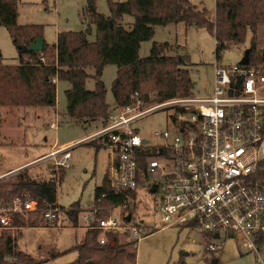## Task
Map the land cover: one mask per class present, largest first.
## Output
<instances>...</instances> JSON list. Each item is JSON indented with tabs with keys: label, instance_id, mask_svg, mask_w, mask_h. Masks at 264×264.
I'll return each instance as SVG.
<instances>
[{
	"label": "built area",
	"instance_id": "built-area-1",
	"mask_svg": "<svg viewBox=\"0 0 264 264\" xmlns=\"http://www.w3.org/2000/svg\"><path fill=\"white\" fill-rule=\"evenodd\" d=\"M152 98L134 93L131 105L112 113L104 128L86 137L101 140L109 161L107 188L122 198L119 204L104 207L105 216L97 218L100 209L94 208L87 229L100 232L101 245L110 242L105 235L111 234L124 236L135 248L148 230L192 222L209 239L218 240L224 233L259 258L264 250V183L253 177L264 165L262 68L216 65L211 97L174 98L159 104H152ZM157 110L174 113L168 117L175 132H155L151 142L141 138L132 124ZM69 149L52 145L34 163L48 160L55 171L69 169ZM139 190L153 196L158 222L151 227L134 219ZM37 207L29 192L21 190L9 203H0V229L15 230L13 215L36 212ZM40 213L52 224L62 211L43 201ZM203 249L213 256L221 244H206Z\"/></svg>",
	"mask_w": 264,
	"mask_h": 264
},
{
	"label": "rangeland",
	"instance_id": "rangeland-1",
	"mask_svg": "<svg viewBox=\"0 0 264 264\" xmlns=\"http://www.w3.org/2000/svg\"><path fill=\"white\" fill-rule=\"evenodd\" d=\"M125 1L95 0L96 11L107 17L110 14L109 2ZM188 1L198 10L205 9L208 18L214 21L215 0ZM84 2L85 0H19L17 25H35L42 29L41 39L44 45L48 46L45 54L38 56L43 64L53 60L54 51L51 46L55 44L58 33L84 30L79 21ZM132 23L133 18L128 15L123 16L120 21L126 30L131 29ZM258 35L260 36L258 47L263 49L264 31ZM251 36L249 31L246 32L242 42L230 44L220 52L217 59L215 40L205 30L183 23L169 24L153 29L152 38L140 45L139 58H147L153 44L167 43L173 49L171 55L174 54L189 72L192 81L189 97L207 98L213 95L215 66L237 65L250 48ZM88 39L90 41L95 39L93 27ZM0 57L4 65H16L19 59L9 31L3 26H0ZM22 59L27 60V56L24 55ZM254 63L255 67L260 66L264 71V65ZM88 74L90 77L85 82V89L93 91L95 87L93 71L88 70ZM115 76L116 67L106 65L100 78L106 91L105 102L110 112H113L115 104L111 93ZM54 83L56 98L53 108L0 107V175L24 165L10 175L3 176L0 181L9 180L23 171L35 179L47 178L52 172L57 174L59 169L55 171L48 160L34 162L47 155L52 145L60 148L70 147V167L62 170L60 180L56 183L55 204L62 212L77 207V226L73 227L64 213H61L55 223L48 224L44 221L45 227L19 230L14 240L16 250L28 255L33 261L32 264L74 262L77 259V252L73 248L84 242L91 211L94 208L100 209L96 214L97 218L107 214L104 211L105 206H94V190L107 181L108 155L100 139H87L106 124L102 121L75 122L66 113L67 101L64 92L70 89V84L56 80ZM173 114L171 110H157L135 121L132 128L141 138L155 141L152 139L155 132L165 129L175 132V127L168 117ZM152 198L150 194L139 190L135 213L137 217L134 216V219L150 227L158 222ZM10 232L13 234L14 230ZM118 240L121 243L127 241L124 236H118ZM215 243L221 244L220 251L213 256L206 254L204 246ZM134 250L135 264H264V250L260 251L258 258L254 253L242 249L234 237H225L224 233H221L218 240L206 239L201 228L192 222L154 231L143 237Z\"/></svg>",
	"mask_w": 264,
	"mask_h": 264
},
{
	"label": "trees",
	"instance_id": "trees-1",
	"mask_svg": "<svg viewBox=\"0 0 264 264\" xmlns=\"http://www.w3.org/2000/svg\"><path fill=\"white\" fill-rule=\"evenodd\" d=\"M19 0H0V26L9 31L13 45L28 47L41 37V27L17 25ZM109 16L96 11L95 0H85L79 14L80 32H61L56 36L53 60L43 64L39 55H44L48 46L39 53H20L16 65H4L0 57V107L55 106L56 81L70 84L64 92L67 101L66 113L77 123L102 121L107 124L112 113L132 104V95L139 93L146 97L152 95V104L163 103L174 98L190 96L192 81L189 72L176 58L173 49L167 44H153L150 55L139 58L142 42L150 40L155 27L183 23L205 30L215 40V55L218 59L222 50L230 44L244 40L246 32L252 34L250 41L249 64L264 65V48L258 47L259 32L264 31V0H215V19L211 21L205 9L198 10L188 0H126L124 3L109 2ZM133 18L132 27L126 30L120 24L123 16ZM95 39L90 41L91 28ZM262 43V42H261ZM27 60H23V56ZM106 65L116 67V76L111 85L114 110L109 111L105 102V88L101 73ZM93 71L95 82L93 91L85 89V82ZM59 173H49L47 178H30L26 171L15 174L9 180L0 181V203L7 204L21 190L26 189L37 202L38 211L14 214L16 230L0 229V264H32V259L18 250L15 238L24 228L45 227L40 213L42 202L55 203L56 183ZM254 181L264 183V165L253 177ZM108 181L94 190V206L106 207L122 201L107 188ZM101 196L104 198L101 199ZM99 199H101L99 201ZM73 226H77L78 209L62 212ZM56 222V221H55ZM54 222V223H55ZM47 227V226H46ZM151 233L144 235L147 236ZM100 232L88 229L84 242L73 249L77 259L69 264H135L133 242H119L118 236L105 235L108 244L98 242ZM208 239L209 236L203 234ZM264 241V238H262ZM181 264V263H179Z\"/></svg>",
	"mask_w": 264,
	"mask_h": 264
},
{
	"label": "water",
	"instance_id": "water-1",
	"mask_svg": "<svg viewBox=\"0 0 264 264\" xmlns=\"http://www.w3.org/2000/svg\"><path fill=\"white\" fill-rule=\"evenodd\" d=\"M43 47H44V43L41 39V37H38L37 39H35V41L29 45L28 47H18L17 50L20 52V53H27V52H35V53H39L43 50ZM239 65H242V66H247L249 64V52L246 51L241 59V61L238 63ZM68 107V106H67ZM154 190L151 189L150 190V193H153ZM129 216H127L125 218V220L128 222L129 221ZM218 236L217 235H214V238H217Z\"/></svg>",
	"mask_w": 264,
	"mask_h": 264
},
{
	"label": "crops",
	"instance_id": "crops-1",
	"mask_svg": "<svg viewBox=\"0 0 264 264\" xmlns=\"http://www.w3.org/2000/svg\"><path fill=\"white\" fill-rule=\"evenodd\" d=\"M27 164H28V163H27ZM25 165H26V164H25ZM22 166H24V165H21V166H19V167L13 169V170H11V171H8V172H6V173L0 175V178H2L3 176H6V175H8V174L10 175L12 172L17 171L18 168H23ZM90 216H91V215H90ZM77 220H78V219H77ZM56 221H57V220H56Z\"/></svg>",
	"mask_w": 264,
	"mask_h": 264
}]
</instances>
